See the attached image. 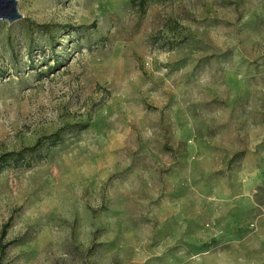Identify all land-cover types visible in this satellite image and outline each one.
I'll return each instance as SVG.
<instances>
[{
    "label": "rangeland",
    "instance_id": "obj_1",
    "mask_svg": "<svg viewBox=\"0 0 264 264\" xmlns=\"http://www.w3.org/2000/svg\"><path fill=\"white\" fill-rule=\"evenodd\" d=\"M17 5L0 264H264V0Z\"/></svg>",
    "mask_w": 264,
    "mask_h": 264
},
{
    "label": "trees",
    "instance_id": "obj_2",
    "mask_svg": "<svg viewBox=\"0 0 264 264\" xmlns=\"http://www.w3.org/2000/svg\"><path fill=\"white\" fill-rule=\"evenodd\" d=\"M56 143V140H54L53 142L50 143V145H54ZM41 145L40 141H37V143L31 147V148H25L22 149L19 152H11V153H6L3 154L0 157V173L1 171L11 165V164H19L20 162H22L24 160V154H26V156H31Z\"/></svg>",
    "mask_w": 264,
    "mask_h": 264
},
{
    "label": "water",
    "instance_id": "obj_3",
    "mask_svg": "<svg viewBox=\"0 0 264 264\" xmlns=\"http://www.w3.org/2000/svg\"><path fill=\"white\" fill-rule=\"evenodd\" d=\"M22 18L18 11L17 0H0V22L11 25Z\"/></svg>",
    "mask_w": 264,
    "mask_h": 264
}]
</instances>
